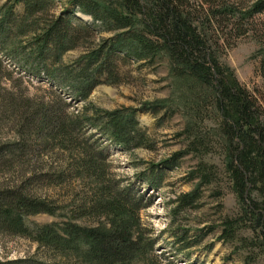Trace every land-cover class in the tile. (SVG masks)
<instances>
[{
	"label": "trees",
	"instance_id": "1",
	"mask_svg": "<svg viewBox=\"0 0 264 264\" xmlns=\"http://www.w3.org/2000/svg\"><path fill=\"white\" fill-rule=\"evenodd\" d=\"M68 2L72 10L56 15L55 0H0V79L11 80L12 72L3 64L8 60L86 102L97 85L122 84L121 68L138 63L152 67L166 59L173 80L186 88L182 114L186 124L178 135L186 146L162 168L150 166L141 178L157 190L165 171L179 159L219 152L224 176L240 208L235 216L221 221L218 240L237 243L238 249L249 252L245 264L264 256V90L249 91L218 60L219 50L232 48L239 39L251 35L261 44L259 71L264 73V0ZM19 6L21 14L16 11ZM77 13L91 22L78 18ZM78 49L85 54L64 65L63 55ZM0 107L10 112L18 107L26 109L20 116L17 139L0 144V168L24 164L27 154L34 151L31 141L36 137L43 146L69 157L66 169L47 179L50 185L74 180L82 182L88 191L76 202L71 220L30 228L25 222L27 217L53 216L56 211L28 190L27 185L36 176L27 178L24 174L15 186L1 188L0 236L28 239L43 249L47 258L0 264L157 262L155 242L140 219L142 196L130 185L115 180L105 152L99 149L97 140L86 136L87 130H94L128 153L153 150L151 138L136 119V110L105 111L89 105L80 115L72 116L67 112L69 105L59 96L49 103L3 98ZM140 111L158 117L168 107L154 103L144 105ZM175 113L172 110L167 115ZM204 120L214 121L215 127L202 128ZM188 180L197 185L171 202L173 223L180 212L195 209L202 188L217 185L221 175L216 166L201 160L188 174ZM219 193L216 190L214 196ZM80 219H94L95 226L73 222ZM246 233L250 235L244 236ZM172 234L181 251L204 238L190 240L187 232L180 234L177 230Z\"/></svg>",
	"mask_w": 264,
	"mask_h": 264
},
{
	"label": "rangeland",
	"instance_id": "2",
	"mask_svg": "<svg viewBox=\"0 0 264 264\" xmlns=\"http://www.w3.org/2000/svg\"><path fill=\"white\" fill-rule=\"evenodd\" d=\"M55 2L56 15L73 8L68 0ZM16 11L17 14H21L22 8L19 6ZM76 16L85 22H91L88 17L81 14L77 13ZM260 49L261 44L249 35L239 39L232 48H223L218 52L219 63L231 69L239 83L251 92L264 90V73L259 71ZM84 54V50L81 49L69 51L63 55L62 63L70 65ZM3 64L12 74L11 80L0 79V103L3 98L10 97L17 101L29 98L35 103H49L54 100V96H59L69 105L67 112L72 116L80 115L89 105L105 111L121 109L137 111L136 119L140 127L147 131L154 144L151 151L137 149L128 153L109 143L94 130H87L86 136L97 140L99 149L105 152L107 166L115 180H119L124 186L130 185L142 196L143 208L140 219L146 232L155 242L153 253L157 257V262L154 264H245L249 252L238 249L237 243H223L218 240L221 221L226 217L235 216L240 208V202L229 188L227 178L224 176L223 156L219 152L214 150L203 158L188 155L179 159L175 166L165 171V179L161 188L157 190L149 188L141 178V174L146 173L150 166L162 168L165 162L175 153L183 152L186 146L185 140L178 136L186 124L185 116L182 115L185 114L183 107L187 97L186 88L173 80L166 59L159 60L152 67L138 63L121 68L124 74L122 84L97 85L86 102L77 99L67 89L53 85L43 76L31 75L8 60H4ZM154 103H163L168 107V111L158 117L140 111L144 105ZM7 110L0 107V144L17 139V132L21 126L20 116L26 111L23 107L22 109L18 107L12 112ZM172 110L176 113L170 117L167 114ZM213 122L204 120L200 126L210 130L215 127ZM31 143L34 151L27 154L24 164H11V167L0 168V189L15 186L24 174L27 178L36 176L27 185L28 190L46 200L56 208V211L53 216L39 214L27 217L26 225L33 228L71 220V211L74 210L76 202L88 193L86 187L82 182L74 180L60 186L50 185L47 179L64 171L69 157L57 149L52 150L43 146L39 138L34 137ZM201 160L216 166L221 180L217 185L202 188L197 207L180 212L173 223L170 216V208L173 207L171 202L180 194L190 193L196 187L195 181L188 180V174ZM216 190L217 192L219 190V196H214ZM73 222L85 227L95 226L96 223L94 219ZM175 230L180 234L187 232L190 240L199 236L204 238L197 245H191L181 251L172 234ZM249 235L246 233L244 236ZM45 258L47 257L44 250L28 239L0 236V263ZM254 260L248 264H264L262 255Z\"/></svg>",
	"mask_w": 264,
	"mask_h": 264
}]
</instances>
